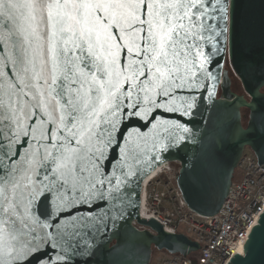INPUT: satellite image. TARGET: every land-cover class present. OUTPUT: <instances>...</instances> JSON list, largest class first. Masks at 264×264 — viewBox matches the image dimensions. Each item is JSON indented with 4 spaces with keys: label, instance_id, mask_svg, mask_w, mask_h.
<instances>
[{
    "label": "snow or ice",
    "instance_id": "snow-or-ice-1",
    "mask_svg": "<svg viewBox=\"0 0 264 264\" xmlns=\"http://www.w3.org/2000/svg\"><path fill=\"white\" fill-rule=\"evenodd\" d=\"M257 34L264 49V0H0V264H125L99 241L138 202L149 141L190 131L168 114L216 95L225 49L253 97L228 135L264 147Z\"/></svg>",
    "mask_w": 264,
    "mask_h": 264
},
{
    "label": "water",
    "instance_id": "water-1",
    "mask_svg": "<svg viewBox=\"0 0 264 264\" xmlns=\"http://www.w3.org/2000/svg\"><path fill=\"white\" fill-rule=\"evenodd\" d=\"M254 51L257 58L264 56V49L260 46L258 34ZM241 55V49L237 46V62ZM226 61L240 81L244 94H238L232 90L231 77L228 69L225 68ZM257 92L259 93L260 89H257ZM236 97H240L243 103L237 101ZM252 99V95L246 90L241 77L235 71L228 50L225 49L223 58L220 59V75L216 95L212 100L209 101L205 93L204 100L198 101V107L192 109L191 115L180 117L179 114H168L169 118H180L181 122L189 128L190 131L184 134L185 139L178 144H168L166 150L159 149L158 146L157 150H152L149 141L147 150L140 156L142 163L135 165L139 177L138 202L134 195L133 202L125 214L126 223H123L116 235L112 234L116 230L109 225V231L105 234L104 239L99 241L104 245L102 249L104 254L98 253L97 260H111L115 253H121V259L125 264H148L154 248L168 253H181L187 258L188 253L201 247L199 243L183 233L166 232L156 220L140 217L142 182L162 163L166 161L179 162L180 167L178 166L175 170V178L188 207L200 215L215 214L227 195L234 170L244 148L247 147L254 153L258 165L264 163V159H262L264 147H261L259 141L256 147L252 143H241L238 139L231 138L227 131L232 124H236L240 128H245L248 125L251 113L247 104ZM242 108L248 110L245 124L242 120ZM144 123L148 122L140 121V124ZM138 126V124H132L129 125V128ZM141 131L147 132L148 128H142ZM157 152L159 159H156ZM194 172L211 176L214 192L211 198L202 199L197 196L198 186L189 182V177ZM133 222L144 228L136 227ZM249 237H251L250 242ZM168 244H171L172 247H169ZM245 246L243 254H234L227 264H264V210L258 221L252 226ZM110 249L113 250V255H106ZM190 263L196 264V260H190ZM69 264L72 262L70 261Z\"/></svg>",
    "mask_w": 264,
    "mask_h": 264
},
{
    "label": "built area",
    "instance_id": "built-area-1",
    "mask_svg": "<svg viewBox=\"0 0 264 264\" xmlns=\"http://www.w3.org/2000/svg\"><path fill=\"white\" fill-rule=\"evenodd\" d=\"M179 162L166 161L142 182L139 215L154 219L169 233H183L199 243L198 250L151 254L148 264H227L234 254H243L252 226L264 210V163L258 165L254 153L244 148L237 163L239 174L232 179L219 210L200 215L186 204L175 178ZM179 171V168H178ZM138 228H144L136 222Z\"/></svg>",
    "mask_w": 264,
    "mask_h": 264
},
{
    "label": "rangeland",
    "instance_id": "rangeland-1",
    "mask_svg": "<svg viewBox=\"0 0 264 264\" xmlns=\"http://www.w3.org/2000/svg\"><path fill=\"white\" fill-rule=\"evenodd\" d=\"M225 68L228 69L229 71V75L231 77V82H232V90L235 91L238 94H244L243 88L241 86L240 81L238 80V78L233 74L232 70L230 69V66L228 64V62L226 61L225 63ZM246 119V118H244ZM247 148V147H246ZM239 174V170L237 169V167L234 170V174H233V178L237 177ZM156 253H162V251L157 250V249H152V254H156Z\"/></svg>",
    "mask_w": 264,
    "mask_h": 264
},
{
    "label": "flooded vegetation",
    "instance_id": "flooded-vegetation-1",
    "mask_svg": "<svg viewBox=\"0 0 264 264\" xmlns=\"http://www.w3.org/2000/svg\"><path fill=\"white\" fill-rule=\"evenodd\" d=\"M243 112H242V114L244 113L245 114V117L247 116V114H248V111L246 110V108H242L241 109ZM243 120V123L245 124L246 123V120L245 119H242Z\"/></svg>",
    "mask_w": 264,
    "mask_h": 264
},
{
    "label": "trees",
    "instance_id": "trees-1",
    "mask_svg": "<svg viewBox=\"0 0 264 264\" xmlns=\"http://www.w3.org/2000/svg\"><path fill=\"white\" fill-rule=\"evenodd\" d=\"M246 110H247V109H246ZM247 111H248V110H247ZM242 112H243V111L241 110V113H242ZM242 117H243L242 119L245 118V114H244V113L242 114Z\"/></svg>",
    "mask_w": 264,
    "mask_h": 264
}]
</instances>
